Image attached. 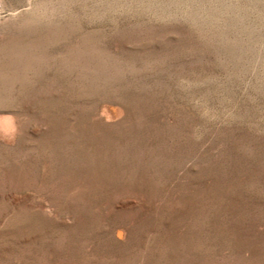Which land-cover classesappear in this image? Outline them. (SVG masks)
<instances>
[{"label":"rangeland","instance_id":"rangeland-1","mask_svg":"<svg viewBox=\"0 0 264 264\" xmlns=\"http://www.w3.org/2000/svg\"><path fill=\"white\" fill-rule=\"evenodd\" d=\"M0 264H264V0H0Z\"/></svg>","mask_w":264,"mask_h":264}]
</instances>
